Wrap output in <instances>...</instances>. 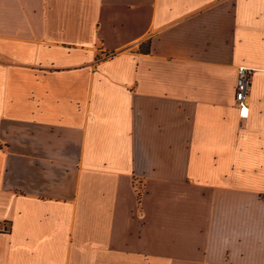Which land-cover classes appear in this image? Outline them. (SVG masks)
Returning a JSON list of instances; mask_svg holds the SVG:
<instances>
[{
  "label": "crops",
  "instance_id": "1",
  "mask_svg": "<svg viewBox=\"0 0 264 264\" xmlns=\"http://www.w3.org/2000/svg\"><path fill=\"white\" fill-rule=\"evenodd\" d=\"M0 264H264V0H0Z\"/></svg>",
  "mask_w": 264,
  "mask_h": 264
},
{
  "label": "built area",
  "instance_id": "2",
  "mask_svg": "<svg viewBox=\"0 0 264 264\" xmlns=\"http://www.w3.org/2000/svg\"><path fill=\"white\" fill-rule=\"evenodd\" d=\"M253 70L241 67L238 69L235 100L239 107L244 109L247 105L249 89L251 87V78Z\"/></svg>",
  "mask_w": 264,
  "mask_h": 264
}]
</instances>
